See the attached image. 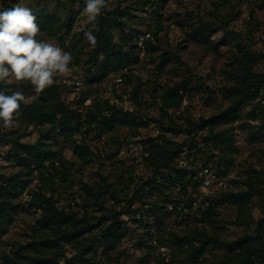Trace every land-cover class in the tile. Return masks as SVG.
Listing matches in <instances>:
<instances>
[{
    "label": "rangeland",
    "instance_id": "374dc122",
    "mask_svg": "<svg viewBox=\"0 0 264 264\" xmlns=\"http://www.w3.org/2000/svg\"><path fill=\"white\" fill-rule=\"evenodd\" d=\"M119 1L121 0H108V8H113ZM16 4L30 8L36 19L45 15L54 19L56 26L51 29L42 30V20L38 23L40 32L36 39L54 41L72 55L70 71L54 78L60 98L71 113L80 111L81 107L90 106L94 101L108 100L118 108L134 113L136 121L142 119L146 122L144 126L135 129L119 127L111 132L85 134L93 152L92 160L88 164L73 155L70 140L63 137L48 140L49 144L56 140L57 144L53 145L52 149L59 150L63 158L72 164L69 168V178L74 195L63 193L64 186L56 182L54 197L57 199V206L71 208L77 212L78 217L83 215V211L98 216L101 214V208L107 211L118 210L125 205V199L130 197L136 188L143 185L141 189L146 191L149 187H155L168 172L175 175L179 168L176 165L175 152L174 163L172 161L170 168L153 169L144 162L150 151H155L151 143L145 142L148 138H153L157 143L164 141L167 146L174 147V150L176 144H181L189 138L185 132H177V129L162 133L159 121L165 122L166 117L161 115L159 95L165 87L177 86L182 81L187 82V90L183 91V103L179 109L168 110V114L173 115L175 119L176 127L184 128L189 120L206 119L228 106V100L218 90L234 84L237 72L235 56L241 55L240 46L246 45V51H251L257 58L261 57L255 70L263 71L264 0H168L164 5L155 6L148 12H135L137 18L130 19L128 25L142 32H153L156 36L153 41L155 49L139 54L135 63L128 65V82L124 81L121 85L115 82V77L121 72L114 68L117 66L116 60L109 68L103 67V70H100L104 64L103 56L97 53L85 38V32L91 31L95 35L97 30V21L94 24L88 23L83 15L85 0H65L62 3L57 0H0V8L3 5L13 7ZM70 15L74 17L73 23L71 29L66 30L62 25ZM220 19L228 20L227 26ZM158 22L162 29L156 32ZM198 29H205L204 34L199 35ZM110 31L116 41L118 30L112 27ZM217 43L220 44L213 46ZM167 52L171 55L168 56ZM161 63L163 67H160ZM137 83L141 84L138 94L140 105L134 103L131 98V90ZM11 85L16 91L24 93L26 100L23 103H29L42 94L35 92L27 81L13 82ZM84 94L87 98L81 102ZM262 107L264 85L250 103L241 107L240 118L235 123L216 128V132L223 129L227 131L225 137L230 139V148L225 151V158L230 160L228 166L220 161L222 152L214 149L211 143L203 142L204 137L208 136L207 130H202L195 136L193 146L189 144L177 150L188 151L192 157V169L212 173L215 178L223 181L222 187L214 186L211 189L217 188L226 193L243 191L244 186L233 185L231 181L237 177L245 179L247 174L264 171V132L260 130V125L264 123ZM7 129L16 130L14 136L24 131V127L20 126L16 119L13 126ZM7 139L0 140V200L6 196L5 178L9 175L21 171L23 179L28 183L17 198L9 200L12 203L8 207L11 219L0 227V264H33L31 260L36 257L52 258L60 263L64 257L76 253L79 246L57 238L58 246L52 247L53 231L44 233L35 229V219L40 210L31 206L30 201L41 182L33 168L29 170L8 161L12 142ZM37 139L36 131L27 129L20 140L23 150L30 148ZM136 142L142 144V154L130 147ZM141 156L138 161L137 158ZM191 174L193 175V172L188 173L186 179ZM83 184L95 188L98 186L100 191L106 187L109 192L104 194L99 203L84 206L87 200L86 194L81 190ZM175 187L176 185L174 196L181 198L180 193H175ZM191 187H186L188 194L191 193ZM153 192L156 200L166 199L167 190H163L160 196L157 190ZM26 193L30 194L29 199L24 198ZM217 193H212L211 190L207 196L208 194L195 191L190 196L194 200L190 199L188 202L190 207L184 206L181 208L182 212L178 211L173 215L168 213L171 211L167 208L160 209L159 205L155 213L121 214V218H129L128 223L124 222L126 230L120 249L125 250L131 257L127 258L124 264H141L139 261L146 258L147 264H153L154 260L150 257L155 255L153 242L159 243V239H167L172 233L179 237L192 238L194 246H198L203 239H210L196 264H240L236 257L238 250L233 242L241 236L254 234L256 221L261 217L258 198H249L246 208L240 213L235 205L211 206L205 200L206 196L219 199ZM113 194L119 200H114ZM149 205H146L144 210ZM137 206L138 203L132 205L133 208ZM137 214L141 217V226L134 222V219L139 220ZM94 239L97 240L96 237ZM40 241H48L50 246H40ZM223 244L231 246L225 248ZM95 245L94 243L93 248L99 249L100 252L102 247L96 248ZM165 245L170 248L172 255L184 261L181 258L186 257V244L183 245L182 241L167 240ZM178 252L181 254L177 255ZM98 257L104 260L103 255ZM179 260L174 259V263L180 264Z\"/></svg>",
    "mask_w": 264,
    "mask_h": 264
},
{
    "label": "trees",
    "instance_id": "16d2710c",
    "mask_svg": "<svg viewBox=\"0 0 264 264\" xmlns=\"http://www.w3.org/2000/svg\"><path fill=\"white\" fill-rule=\"evenodd\" d=\"M58 3H62L65 0H57ZM168 0H121L113 8H106L102 11V14L97 18V30L95 32L97 43L94 46V50L100 53L103 57V67H110V64L116 60L117 66L115 70H121L128 65L135 63L136 57L139 55L136 51L135 41L138 35L142 31L131 28L128 25L130 19L137 18L134 14L137 11L148 12L149 9H153L155 6L164 5ZM11 8L10 6L3 5L0 10ZM74 17L70 15L63 23V28L66 30L71 29ZM42 20L41 29H51L56 26L54 19L45 15L43 18L36 19L38 24ZM221 22L227 26V22L220 19ZM207 24V23H205ZM207 26V25H206ZM115 27L118 30V38L114 39L110 29ZM156 32L162 28L158 22L156 25ZM205 29H198L199 35L204 34ZM154 40L156 36L151 32ZM154 42H148L146 44L145 52L154 50ZM220 43L213 46L216 47ZM223 44V43H221ZM224 44H227L224 42ZM228 45V44H227ZM124 47V49L122 48ZM247 47L240 46L239 51L241 55L235 56L237 62L236 79L233 85L229 87L220 88L218 91L223 93L228 100V106L221 112L214 114L206 119L200 118L197 121L189 120L186 127L178 128L175 124L173 115L168 114L169 109L178 110L183 103V91L187 90V82L182 81L177 86H167L162 90L159 95L161 102L162 116L166 117V121H159L162 133L165 131L176 130L177 132H185L188 139L183 140L181 144H176L174 147L167 146L164 141L161 143L154 142L153 138H148L145 142L151 143L155 148V151H150L149 155L144 158L145 164L151 166L153 169L160 167H169L173 161L174 156L178 155L179 148L195 143V136L202 130H207L208 136L204 137L203 142L206 144H212L214 149H218L222 152L220 161L226 166L230 164V160L225 158V151L230 148V139L226 136L227 131L216 132V128L226 126L235 123L241 115V107L247 103H250L256 96L258 90L264 85V62L262 63V72L255 70L256 65L259 63L261 57H256L251 51H246ZM171 55L169 52L166 53ZM162 65L160 67H163ZM105 73V72H104ZM105 74H103L104 76ZM128 75V74H127ZM126 75V76H127ZM125 76V78H126ZM125 82H128V78ZM138 84V83H137ZM141 84L139 83L135 88L131 90V98L137 105H140L138 101V94L140 93ZM0 90H3L6 95H11L16 90L11 84L5 85L0 83ZM87 98L84 94L82 97L83 102ZM264 107H262L263 109ZM18 124L24 127L22 133L16 134L17 131L9 130L3 126L0 122V140L7 139L12 142V151L9 154L8 161L16 166H22L30 170L33 168L38 173V178L41 185L36 188L33 193V198L30 201V205L36 210H40L39 216L35 219V229L44 233L53 231L52 247H57V238L64 239L68 244H78L79 249L76 253L70 255V257H64L66 263L73 264H124L126 259L131 255L126 254L125 250L120 249L122 244V238L125 234L124 221L121 218V214L134 215L136 213L142 214V212H156L157 205L160 209H166L168 204L173 206V210L168 212L173 215L178 211L182 212L181 208L190 207V196L197 191L198 181L194 179L195 169L182 168L177 165V170L172 174L168 172L163 179L155 185V187H149L144 191V186L138 187L133 190V193L125 199V205L118 210H105L100 209V215L87 214L83 211V215H77V212L70 209L59 208L57 206V199L54 194L56 192V182L63 185V193H67L68 196H73L71 191V182L69 178V168L72 166L67 160L63 158L59 150L52 149L53 145L57 144V141L49 144L48 140L55 137H63L68 139L72 143L73 155L81 160L84 164L91 162L93 152L89 147L85 134L90 132H111L119 127H129L135 129V127L144 126L146 124L142 119L136 121L134 113L118 108L111 104L108 100L94 101L90 106L81 107L80 111L71 113L67 106L60 98L58 87L53 84L42 91V94L33 99L29 103H21L19 109V115L16 117ZM32 128L38 134V139L35 143L31 144L30 148L26 151L23 150L21 143L22 137L25 135L27 129ZM260 130L264 132V123L260 125ZM25 132V133H24ZM163 135V134H162ZM145 142H143L145 144ZM166 142V141H165ZM174 144V143H173ZM171 144V145H173ZM146 145V144H145ZM190 145V147L192 148ZM189 147V149H190ZM175 152V155H174ZM177 153V154H176ZM190 155V154H189ZM176 161V160H175ZM191 176L186 179L188 173H192ZM256 172V171H255ZM28 175V174H26ZM233 185L241 184L245 190L240 192H220L221 190L212 189V193L218 192L219 199H211L209 194L205 197L211 206L228 205L232 204L237 207L241 212L244 211L248 203V199L252 196H257L259 207L261 208V217L256 221V228L253 235H245L238 238L233 242L235 249L238 250L236 257L240 264H264V171L256 172L255 174H247L245 179L237 177L231 181ZM27 180L23 179L21 171H18L5 178V191L6 196L0 200V227L3 226L8 220L11 219L8 207L12 204L11 199L19 196L24 186L27 184ZM174 185L180 186L179 196H174ZM190 185L191 193L188 194L186 187ZM100 191L97 188L83 184L81 190L86 194V205L99 203L104 194L109 191ZM153 190H157L160 196L163 190H167L166 199L159 201L156 200V195ZM49 195L47 196V193ZM211 192V191H210ZM217 193V194H218ZM211 194V193H210ZM152 198V200H151ZM114 200H119L117 196L113 194ZM194 199H191L193 201ZM217 200V201H216ZM133 203H138L139 206L132 207ZM150 204V205H149ZM149 205L147 209L144 207ZM182 206V207H181ZM211 209V208H210ZM141 218V217H140ZM139 226H141V219H134ZM146 225V224H145ZM96 237L97 240L94 238ZM170 241H182V244H186L187 248L184 251L185 258L179 259L172 255V261L179 260L180 264H196V260L199 255L207 248L210 243V239L206 238L200 241L198 246L193 245V239L172 233L167 239H159V244H164ZM96 244V248H101L99 252L93 248V244ZM40 246L49 247L48 241H40ZM225 248L230 247V244H223ZM181 253H177L180 255ZM100 255L104 256V260L100 259ZM154 260L153 264H162L155 255L150 256ZM8 260V257L5 256ZM33 264H60L59 261H55L52 258L36 257L31 260ZM141 264H147V258L139 261Z\"/></svg>",
    "mask_w": 264,
    "mask_h": 264
},
{
    "label": "clouds",
    "instance_id": "9594fccd",
    "mask_svg": "<svg viewBox=\"0 0 264 264\" xmlns=\"http://www.w3.org/2000/svg\"><path fill=\"white\" fill-rule=\"evenodd\" d=\"M108 0H85L83 15L88 23H95ZM40 27L32 10L21 4L0 10V83L29 82L39 93L55 83L56 76L70 71L72 55L54 41L36 39ZM90 45L97 43L91 31L84 33ZM26 100L22 91L6 95L0 90V122L12 127Z\"/></svg>",
    "mask_w": 264,
    "mask_h": 264
},
{
    "label": "built area",
    "instance_id": "2783aa9c",
    "mask_svg": "<svg viewBox=\"0 0 264 264\" xmlns=\"http://www.w3.org/2000/svg\"><path fill=\"white\" fill-rule=\"evenodd\" d=\"M154 37L150 31H143L138 37L136 38L135 45H136V51L138 54L145 53L146 44L148 42H153ZM129 70V67H125L122 69V71L115 77V82L119 85H121L124 82L125 76L127 75ZM131 148H134L135 150H138L141 154L143 151V146L140 142H136L132 145H130ZM141 157H138L137 160H141ZM191 161L192 157H190L188 151L186 149H181L178 152V155L176 157V163L179 167L182 168H189L191 167ZM194 179L198 181V191L203 194H208L214 186H217V188H220L223 186V181L221 179H217L214 177L212 173L204 172L201 169H197L194 174ZM190 190V187L188 188ZM175 193H180V186L176 185L175 187ZM173 194H174V188H173ZM25 199L30 198V194L26 193L24 195ZM167 209L169 211L173 210V206L171 204L167 205ZM138 219L140 218L139 214L136 216ZM122 220L124 222L128 223L129 218L122 216ZM153 248L155 250V255L157 258H159L160 261H162V264H176L174 261H172V252L170 248L164 244H159L157 242H153ZM127 253H129L127 249ZM60 264H73V263H66L65 259H62L60 261Z\"/></svg>",
    "mask_w": 264,
    "mask_h": 264
}]
</instances>
